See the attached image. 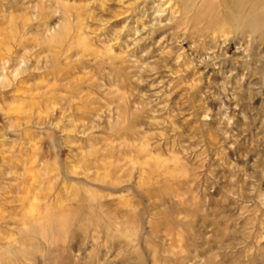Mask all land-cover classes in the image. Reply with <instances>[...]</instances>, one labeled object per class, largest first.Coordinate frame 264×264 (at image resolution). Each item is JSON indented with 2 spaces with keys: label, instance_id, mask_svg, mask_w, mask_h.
<instances>
[{
  "label": "rangeland",
  "instance_id": "rangeland-1",
  "mask_svg": "<svg viewBox=\"0 0 264 264\" xmlns=\"http://www.w3.org/2000/svg\"><path fill=\"white\" fill-rule=\"evenodd\" d=\"M245 2L0 0V264H264Z\"/></svg>",
  "mask_w": 264,
  "mask_h": 264
},
{
  "label": "bare ground",
  "instance_id": "bare-ground-1",
  "mask_svg": "<svg viewBox=\"0 0 264 264\" xmlns=\"http://www.w3.org/2000/svg\"><path fill=\"white\" fill-rule=\"evenodd\" d=\"M243 1H246L245 3L247 4V0H243ZM245 5V4H244ZM262 21V20H259V22ZM257 20H255V25H258L259 23H256Z\"/></svg>",
  "mask_w": 264,
  "mask_h": 264
}]
</instances>
